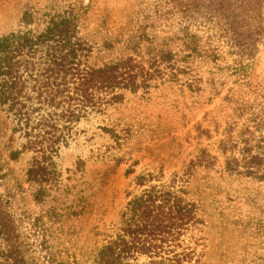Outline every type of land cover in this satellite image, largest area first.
Returning a JSON list of instances; mask_svg holds the SVG:
<instances>
[{"label":"rangeland","instance_id":"374dc122","mask_svg":"<svg viewBox=\"0 0 264 264\" xmlns=\"http://www.w3.org/2000/svg\"><path fill=\"white\" fill-rule=\"evenodd\" d=\"M188 3L0 0V40L26 33L39 35L58 17H74L80 36L94 46V66L130 55L119 45L132 42L139 45L146 60L148 39L153 42L152 54L153 49L171 51L184 64L187 54H180L179 46L185 39L183 32L203 30L184 12ZM200 34L206 41L210 32ZM110 44H115L113 49L108 48ZM192 65L204 83L214 81L211 87L219 96L208 106L199 100L197 89L186 87L185 74L176 78L175 74L164 78L157 74L162 78H156L148 91L126 95L124 103L106 116L80 123L68 148L49 158L58 170L49 167L38 172L33 153L11 158L19 140L0 111V264H95V251L107 238L108 227L137 192L132 182L137 174L164 166V175L169 177L179 173L203 147L216 153L222 119L232 113L233 104L226 97L233 94L234 101L243 99L252 119L264 125V41L245 72L232 68L230 59L225 63L196 60ZM111 123L128 129L121 166L97 160V150L110 145L99 128ZM198 124L211 128L213 139H198ZM137 162L136 173L127 176L126 171ZM220 166L222 161L212 171H197L189 187L190 198L201 207L206 221L207 261L219 264L225 255L221 263L264 264V182L230 177L221 173ZM41 177L49 184L57 181L34 184Z\"/></svg>","mask_w":264,"mask_h":264},{"label":"trees","instance_id":"16d2710c","mask_svg":"<svg viewBox=\"0 0 264 264\" xmlns=\"http://www.w3.org/2000/svg\"><path fill=\"white\" fill-rule=\"evenodd\" d=\"M188 2L184 12L203 30L183 32L185 39L179 46L180 54H187L182 59L184 64L178 61L180 55L171 51L153 49L152 54L149 50L153 42L148 39L146 60L139 45L132 42L126 47L119 45L130 55L94 66V46L80 36L74 17H58L39 35L26 33L1 39L0 111L19 140L11 158L33 153L38 172L49 167L58 170V164L49 158L68 148L80 123L106 116L124 103L126 95L148 91L156 78L170 74L175 78L188 76L186 87L197 89L199 100L208 106L219 96L211 87L214 81L204 83L192 64L196 60L225 63L230 59L232 68L245 72L264 41V0ZM203 31L210 32L206 41L200 34ZM225 101L233 104L232 113L222 119L224 127L216 153L203 147L179 173L169 177L164 175V166L137 174L132 181L137 192L129 196L125 211L108 227L107 238L95 251V264H213L207 261L209 245L204 237L203 212L190 198L194 175L199 170L212 171L222 161V174L264 182V125L252 119L243 99L234 101L232 94ZM124 127L111 123L99 128L110 145L104 151L97 150V160L115 166L125 162L122 152L127 148L124 135L128 129ZM196 131L198 139H213L209 127L198 124ZM138 165H131L126 175H134ZM54 182L49 184L41 177L34 184ZM142 259H146L144 263ZM222 260H226L225 255L220 256L219 264H227Z\"/></svg>","mask_w":264,"mask_h":264}]
</instances>
